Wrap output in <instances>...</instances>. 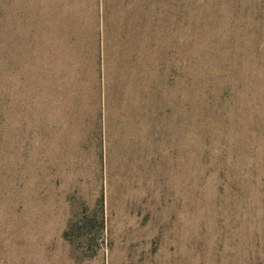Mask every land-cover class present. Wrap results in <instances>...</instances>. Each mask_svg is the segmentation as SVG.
Masks as SVG:
<instances>
[{
    "label": "rangeland",
    "instance_id": "1",
    "mask_svg": "<svg viewBox=\"0 0 264 264\" xmlns=\"http://www.w3.org/2000/svg\"><path fill=\"white\" fill-rule=\"evenodd\" d=\"M218 8L214 0H0V264H264L262 174L195 187L174 168L175 152L188 159L192 121L176 15ZM107 17L116 20L111 40L100 34ZM70 21L82 29L66 31ZM63 84L91 115L112 95L111 123L126 137L116 140L132 148L103 175L111 201L99 246L65 241V203L16 179L47 140L40 127L47 109L58 110ZM150 167L158 181L151 175L145 193ZM83 179L94 183L92 168Z\"/></svg>",
    "mask_w": 264,
    "mask_h": 264
},
{
    "label": "trees",
    "instance_id": "2",
    "mask_svg": "<svg viewBox=\"0 0 264 264\" xmlns=\"http://www.w3.org/2000/svg\"><path fill=\"white\" fill-rule=\"evenodd\" d=\"M214 1L221 2V8L176 15L177 54L185 52L189 65L192 121L188 159L175 152V172L180 169L179 178L195 187L254 183L258 173L264 182V0ZM75 23L65 24L66 31L82 29ZM113 24L109 17L105 23L102 20L100 34L109 40L114 38ZM122 28L118 23L116 39ZM220 84L221 96H215ZM59 89L58 110L47 109L46 118L51 119L40 127L47 140L41 151L30 155L29 168L16 179L26 187L48 189L65 203V241L99 246L108 228L111 201L103 175L119 164L116 156L132 148L125 140H116L125 136L120 123L118 127L111 123L112 95L91 115L81 96H69L64 84ZM215 104H221V113L206 110ZM179 150L180 145L177 150L174 145V151ZM141 151L146 159L153 152L149 147ZM90 168L94 183L88 187L83 177ZM151 175L158 181L152 167L141 175L145 193Z\"/></svg>",
    "mask_w": 264,
    "mask_h": 264
}]
</instances>
